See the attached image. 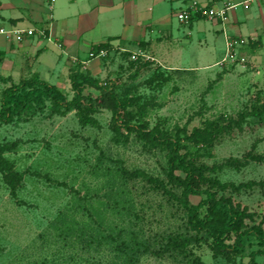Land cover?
<instances>
[{
  "label": "rangeland",
  "instance_id": "rangeland-1",
  "mask_svg": "<svg viewBox=\"0 0 264 264\" xmlns=\"http://www.w3.org/2000/svg\"><path fill=\"white\" fill-rule=\"evenodd\" d=\"M225 1L238 3L224 21L233 26L232 34L220 35L210 24L204 32L218 34L111 45L90 73L132 101L130 111L143 107L136 116L148 128L169 134L208 123L221 128L214 139L183 142L187 148L181 152L197 163L220 166L210 175L221 182L248 183L225 194L254 213L247 226L264 227V160L244 162L247 152L264 156V112L235 124L252 105L264 103V0H214L213 6ZM237 38L247 42L227 50L226 42ZM131 51L138 53L135 59ZM2 60L0 94L24 78H5ZM67 72L54 84L71 98ZM83 93L99 95L88 86ZM97 101L87 114L93 121L85 125L75 110L52 114L44 99L20 106L10 122H0V155L7 163L0 168V264H247L257 248L254 240L240 255L225 258L212 255L207 233L194 239L187 209L176 197L180 189L167 176L168 149L135 132L115 134L111 110ZM230 159L242 164H228ZM122 167L144 170L167 190L123 178ZM199 199L190 196L189 203ZM190 236L186 247L163 250L172 238ZM255 261L264 264V256Z\"/></svg>",
  "mask_w": 264,
  "mask_h": 264
},
{
  "label": "trees",
  "instance_id": "trees-1",
  "mask_svg": "<svg viewBox=\"0 0 264 264\" xmlns=\"http://www.w3.org/2000/svg\"><path fill=\"white\" fill-rule=\"evenodd\" d=\"M110 46L108 41L93 44L90 51L91 56L94 57L102 51H108ZM69 80L73 91L71 98H68L54 84L41 79L37 73H32L18 82L10 83L0 94V122H10L20 106L22 108L31 107L33 101L44 99L50 103L52 114L65 115L75 110L80 122L85 125L93 121L87 114L94 110L93 106L97 104V100H100L111 110L115 134H121V129L135 132L150 144L168 149L167 176L169 181L180 189L176 197L187 209L186 224L195 233L194 239L202 240L198 234L207 233L211 239L209 247L212 255L225 258L240 255L246 242L254 240L257 248L250 251L247 264H258L255 258L264 256V227L261 224L247 226L245 220H252L254 213L248 211L246 206L235 203L230 195L225 194L227 191L238 192L249 184L235 185L232 182H221L210 175L220 166L197 163L192 155L186 158L187 153L181 152L182 149L187 148L183 142L197 144L204 142L207 137L214 139L221 128H211V124L208 123L204 128L194 127L190 133L182 128L177 129L174 134H169L157 127L148 128L145 121L136 116V114H141L143 107L138 106L136 112L130 111L128 107L132 105V101L122 99L112 87L96 79L90 72L78 68L73 69L69 74ZM86 86L97 90L98 97L92 98L84 95L83 90ZM263 112L264 103L252 105L248 112L240 114L235 124L238 125L247 116H259ZM225 128L229 127L225 126ZM248 160L260 162L264 160V156L247 152L244 155V162ZM226 162L232 165L242 164L236 159ZM6 167L7 163L0 155V168L5 169ZM120 172L125 179H144L152 183L154 187L163 191L167 190L161 179L150 176L142 169L128 170L122 167ZM177 172L179 174H176ZM16 177L14 174L11 175L10 181H14ZM219 192H221L220 195ZM190 196L200 197V199L197 203L190 204ZM191 238V236L172 238L164 245L163 250L182 249L188 245Z\"/></svg>",
  "mask_w": 264,
  "mask_h": 264
},
{
  "label": "crops",
  "instance_id": "crops-1",
  "mask_svg": "<svg viewBox=\"0 0 264 264\" xmlns=\"http://www.w3.org/2000/svg\"><path fill=\"white\" fill-rule=\"evenodd\" d=\"M190 1L54 0L48 11L49 0H0V28L35 27L45 31L44 36L35 34L20 41L0 34L1 70L6 72L5 78L37 73L41 79L54 84V80L57 81L62 72L64 77L67 70L68 77L77 68L90 72L96 66L99 54L104 53L91 56V47L95 43L108 41L110 45L120 47L130 43L139 45L140 41L162 35H174V38L195 35L198 39V35L218 34L204 32L209 30L207 25L210 24L217 25L220 35L232 34L233 26L225 27L224 21L219 19L195 17L187 24L179 22L177 12ZM199 1L207 6L214 4V0ZM227 4L231 3L225 1L223 6ZM231 5L230 9H233L238 3Z\"/></svg>",
  "mask_w": 264,
  "mask_h": 264
},
{
  "label": "built area",
  "instance_id": "built-area-1",
  "mask_svg": "<svg viewBox=\"0 0 264 264\" xmlns=\"http://www.w3.org/2000/svg\"><path fill=\"white\" fill-rule=\"evenodd\" d=\"M54 0H49L47 5L48 11H51L53 7ZM232 7L231 4L224 5L222 7L216 8L214 6L203 5L199 0H192L189 4L177 12L176 18L181 23H189L195 17L205 18V19H219L222 22L227 18V11ZM0 34L6 35L8 38H12V40L20 41L25 37L32 35H40L44 36L45 31L43 29H38L35 27L28 28H12L10 30H6L4 28H0ZM247 41L243 38L230 39L226 42V47L228 49L235 48L237 46H241L245 44ZM136 51L131 52V58L135 59L137 56Z\"/></svg>",
  "mask_w": 264,
  "mask_h": 264
}]
</instances>
